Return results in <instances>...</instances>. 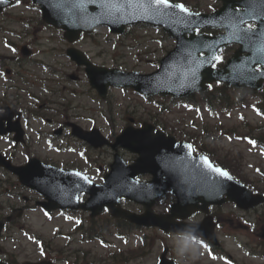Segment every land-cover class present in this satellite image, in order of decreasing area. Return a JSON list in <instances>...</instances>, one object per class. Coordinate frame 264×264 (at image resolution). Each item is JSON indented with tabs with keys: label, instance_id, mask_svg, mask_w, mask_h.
Instances as JSON below:
<instances>
[{
	"label": "water",
	"instance_id": "95a60500",
	"mask_svg": "<svg viewBox=\"0 0 264 264\" xmlns=\"http://www.w3.org/2000/svg\"><path fill=\"white\" fill-rule=\"evenodd\" d=\"M34 2L42 6L43 19L48 24L65 29V36L70 41L75 40L81 31L91 32L98 25H107L112 32L122 33L126 25L139 22L162 25L177 38L175 49L170 51L168 56L161 60L160 67L150 74L97 67L76 49L68 50L73 59L79 64L86 65L91 86L96 88L102 96L105 95L108 85L132 86L145 95L160 93L178 97L203 89L204 82L212 80L226 81L233 85L250 84V79L259 75L254 71V66L257 64L264 66V27L261 24L260 29L248 32L242 27L243 24H240L241 20L245 23L248 20L264 18V11L259 14L252 13V16L240 18L232 23V17H225L223 14H218L216 18L212 15L210 16L212 19L197 18V15L192 14L189 20L187 15L181 11H175L174 7L148 9L149 0H34ZM10 3L11 1L8 0H0V10ZM241 5L249 7L250 0H243ZM208 20H213L212 26L219 27L224 32L210 39L211 41L215 39L211 47L200 45L196 48V37L193 36L192 27L211 24ZM237 26L244 31H238ZM186 33H190L191 36L186 37ZM236 37H243V39ZM228 43H239L241 47L224 69L210 70L209 66L215 58V51L219 46ZM199 51H204L208 55L198 59ZM261 74L259 81L264 80V71ZM152 130L151 126H145L140 130L127 128L118 136L116 145L130 149L139 157L136 163L128 168L120 162L112 165V171L105 178L103 185L82 184L80 187L90 194L87 203L84 204H77L80 187L78 189L71 187L66 180L67 177L71 180L78 179L72 175L60 174L61 171L58 169L37 159H32L21 167L10 166L7 162H0V164L18 174L23 184L43 193L49 200L43 204L49 209L57 206L82 207L93 210L92 215H96L102 211L103 205L113 210L119 198L126 196L146 206L143 214H129L127 218L137 224L159 226L166 231H183L186 226L173 221L175 218H186L193 209L198 208V201L203 203V208L212 202L220 203L218 197L226 194L229 199L236 200L245 207L249 206L244 203L246 196H249L248 201L251 200L249 191L236 186L231 187L233 184L226 180L225 176L209 167L202 155L192 160L187 156L186 151L174 149L173 138L164 139L160 136L162 132L151 137ZM105 142L103 140L95 146ZM189 153H191L190 150ZM177 154L182 155L181 162ZM161 162L171 167L168 173L164 171ZM184 162L185 165H183ZM142 172H152L153 180L147 183L134 181L133 177ZM169 187L175 188L177 197V201L171 206V213L167 216L154 214L152 206L156 198L162 196ZM116 213L127 214L118 209ZM161 264L168 263L163 261Z\"/></svg>",
	"mask_w": 264,
	"mask_h": 264
},
{
	"label": "rangeland",
	"instance_id": "374dc122",
	"mask_svg": "<svg viewBox=\"0 0 264 264\" xmlns=\"http://www.w3.org/2000/svg\"><path fill=\"white\" fill-rule=\"evenodd\" d=\"M192 4L198 6V9L209 11L211 1L192 0ZM38 18H40V9L38 5L31 3V0H18L16 6L10 7L1 12L0 55H8L12 57L14 54L16 55V53L21 54L20 46L22 44H26L32 49V54L35 51V54H33L34 56L24 58L25 63L23 72L26 71L25 76L30 77L29 79L31 80L34 79L32 77H34L35 74H44L46 72L43 66L33 64L32 61H40L45 65H52L56 69L58 68L66 73H78L80 75L79 80L76 81L78 83L69 84L66 82L65 84L69 87L75 88L76 91H80L82 95L71 97V99L67 96V92H65L64 95L72 100L71 103L73 105L84 106L87 110L85 113L86 116L94 114L97 118V124L99 125L102 134L109 138L111 135L115 136L124 127L125 118L129 113H132V117H136L140 121L151 119V121L157 122L161 126L167 125L168 130L174 127L175 129H185L186 132L190 133L195 132L198 135L202 133L201 129L204 126L208 128L217 125L224 126L225 128L235 126L239 131L244 129L241 120H239V112H242L246 117V121L253 125H260L263 123V119L249 109L244 111L233 109L231 112L220 109H216L214 113H208L207 111L198 112L192 107V104L196 103L195 100H187L188 102H173L169 97H153L152 99L147 100L140 95L135 94L131 89L110 88L106 98L102 99V101H97L94 99V91H92L88 85L83 69L77 67L73 61L69 60L65 55V52L62 56L55 57L48 52L50 49L63 52L68 46L60 30L54 29L53 31L43 28L39 33L38 39L31 44L29 43V37L26 35L22 36L21 33H23V29H26L23 24L26 22L24 20L30 19L29 21L32 22L34 29H38ZM47 38L50 39L46 40ZM6 41L13 43L17 47V51L15 52L13 49L7 48ZM37 45L38 47H36ZM75 46L86 53L87 56L97 65L109 68H121L126 71L136 70L142 73H147L157 68L159 59L174 46V40L163 33L160 28H154L151 26H134L123 36L111 34L106 27H99L95 33L91 34V37L84 38L82 41L77 42ZM12 61L13 60L10 58V67L15 68V64ZM5 83L8 82L0 80V86ZM47 84L52 86L49 83ZM19 86L30 89V92L39 98H42L41 96L44 97V95H46L45 97L51 95L50 92H46L44 89L33 86L30 82L19 83ZM49 98L51 100L58 99L57 97ZM18 102L21 106L33 104V100L28 98V96H23ZM157 102L160 103V105L157 104ZM29 127V137L35 139L36 136L34 130L38 129L39 125L32 120ZM218 132L219 130H214L213 136H219ZM244 132H246L245 129ZM230 140L231 139L228 137L221 135L217 139L216 144L223 150L232 148L234 151H241L244 157V169H250L248 167L249 162H253L254 165L264 168V153H252L247 144L243 141L237 142ZM9 145L12 146L10 140L7 138L0 139L1 150L8 149ZM124 151L125 152L122 153L123 156L131 159L133 154L131 155L130 152L126 150ZM16 153V163H24L29 157H37L41 160L51 161L55 164L63 162L70 165L73 161L77 162V159H75L72 154H59L51 150L47 145L32 141L18 147ZM111 153L112 151L109 147H105L102 151L94 153L93 156L99 157V160L95 164H107L111 157ZM248 155L250 159H248ZM8 178L11 180L7 183H3V181ZM15 180L16 178L11 174L0 171L1 187L10 186L8 190L4 189L7 192L12 189V182ZM18 190L20 191V194L24 195V197H30L31 204L33 201L42 198L38 193L27 188L19 187ZM21 202V200L17 201L14 194L10 195L6 193L0 195V204L11 203L13 206H16L18 203L20 206ZM169 202L170 197L167 196L162 201V204L163 206H166ZM161 208L162 207H159V209ZM81 214L85 219L86 216L83 213ZM77 216L81 215L78 214ZM77 216H69L65 214L53 216L49 219L45 215H42L38 210H26L24 218L20 221L21 226L18 230L20 243L24 247V255L21 259L24 261H37L43 257V252H46L47 255L49 253L52 254L53 251L48 253V249H46V251L41 250L40 242L42 239L45 244L52 242L61 246L64 253L57 251L56 255L61 257L65 256L64 258L69 260L74 259L76 251H78L77 248L83 247L89 249L91 254L96 258V261H98L96 264H99L102 258L109 261L108 255L114 249L117 250L128 247L131 244V240L133 246L139 235H148L153 239H155L156 236H161L157 231L134 230L132 231V236L129 234L127 235L129 237L127 238H119L116 236V233H114L116 232V229H114V234H106L104 236V240L110 242L109 246L98 241L88 242L84 240L85 238L80 232H77L76 229L74 230L77 223ZM87 224L88 222L85 220L84 227H86ZM35 236L40 240H36ZM148 241L152 253L156 251V255H158L160 242L154 240L155 243L153 244L150 239ZM166 241L170 245H177L176 238H166ZM239 241L245 248V243L241 240ZM226 247L239 259L244 261V263L264 264L263 259L261 261L253 258V254L246 256V248L245 251V249L240 247L239 249L243 251V254L240 253L233 240H227ZM155 259L156 257L153 255L146 258H138L130 264H155ZM203 260L204 261H200V264H223L220 261L211 262L207 258Z\"/></svg>",
	"mask_w": 264,
	"mask_h": 264
},
{
	"label": "flooded vegetation",
	"instance_id": "af4514ba",
	"mask_svg": "<svg viewBox=\"0 0 264 264\" xmlns=\"http://www.w3.org/2000/svg\"><path fill=\"white\" fill-rule=\"evenodd\" d=\"M174 1H183V0H174ZM211 1V6L209 7V11H216L221 6L220 0H207ZM250 6V5H249ZM194 8H199L196 5H192ZM236 9H245L247 12L245 13V17L252 16L248 10H251L249 7H244L240 4L235 5ZM264 11V10H263ZM261 12V11H260ZM262 20V26L264 27V18H259V21H248L245 25L252 28L257 26V23ZM59 51L55 52L52 50V54H58ZM46 69H51L50 66L43 64ZM51 74H38L35 75L33 80L31 79H22V69L18 66V63L15 64V68L7 69L5 67L6 75H2L0 71V80L5 81V77H10V82L12 83V89L19 88V83L17 81L23 80L28 81L33 86H37L41 89H44L46 92L56 91L58 94L67 91L68 88L65 85L66 80L70 79L69 73H64L60 71L58 68H54ZM76 80L79 78L76 74ZM54 78V79H53ZM56 78H61L63 82L55 80ZM75 80V81H76ZM60 82V83H59ZM49 83L52 86H46ZM2 88V86H0ZM247 92L251 93L256 99L259 100L260 95L254 94V91L247 89ZM257 93V92H256ZM21 114V120L26 124L30 122V120H36V123L43 127V125L48 126L47 132L37 131L39 139L45 140L49 144H57L61 143V145L71 143L72 141L82 144V142L72 134V127L69 125V122L77 124L81 130H87L90 127L88 124V118L85 115V107L81 105H71L70 102L66 103L65 101L62 103H58L57 101L43 100L41 104L34 105L32 107L23 108ZM60 129L61 132L58 134L56 130ZM238 177L245 176L243 171L236 172ZM147 176V175H146ZM16 197L19 196L16 194ZM22 199L24 196L21 195ZM233 205V204H232ZM264 205V204H263ZM234 206V205H233ZM10 207L9 212L3 213L0 215V218H5L11 216L10 222L5 225L3 234L0 235V239L5 238L4 232L9 229V225L14 229L15 226L18 227V220L23 216V211L18 209L19 206H12L8 203L2 209H8ZM236 209V213H232V216L228 214L226 211L222 210L221 206H214L210 208L209 214L212 216L216 229L219 226L220 222H224L229 228L233 229V231L237 232L235 234L236 238H240L246 242L249 251H261L264 250V212L262 209H257L255 207L250 211H242L234 206ZM203 214L201 212H195L188 219L189 222L199 223L201 222ZM12 229V230H13ZM4 235V236H3ZM14 232H11L9 235L10 240H14ZM191 245L194 243L191 242ZM19 250V248H17ZM8 254L7 249H5L4 245L0 243V255ZM181 259L180 264H197L195 259L194 252H187L186 255L180 256Z\"/></svg>",
	"mask_w": 264,
	"mask_h": 264
},
{
	"label": "snow or ice",
	"instance_id": "6c2138e0",
	"mask_svg": "<svg viewBox=\"0 0 264 264\" xmlns=\"http://www.w3.org/2000/svg\"><path fill=\"white\" fill-rule=\"evenodd\" d=\"M253 4H255V0H252ZM141 7H143V5H141ZM148 9H152V10H159L161 7L164 8V9H168V8H171V7H174V8H177L179 9L181 12H184V13H187V9L184 7V5L182 4H171L169 2V0H149L148 2V5H147ZM240 24H243V20L240 21ZM251 28L252 26L249 25V28H248V32L251 31ZM237 30L238 31H244L243 29H240L239 26H237ZM245 34H247V32H245ZM254 34V33H253ZM238 39H243V37H236ZM217 59H219L217 57ZM209 167H212L210 164L208 165ZM214 171H216L217 173L223 175V176H227V173L226 172H222L220 169L216 168V169H213Z\"/></svg>",
	"mask_w": 264,
	"mask_h": 264
},
{
	"label": "trees",
	"instance_id": "16d2710c",
	"mask_svg": "<svg viewBox=\"0 0 264 264\" xmlns=\"http://www.w3.org/2000/svg\"><path fill=\"white\" fill-rule=\"evenodd\" d=\"M208 98V97H207Z\"/></svg>",
	"mask_w": 264,
	"mask_h": 264
}]
</instances>
